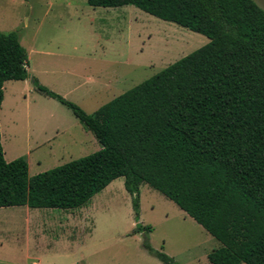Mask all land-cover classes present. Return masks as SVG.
Segmentation results:
<instances>
[{"label": "trees", "instance_id": "obj_1", "mask_svg": "<svg viewBox=\"0 0 264 264\" xmlns=\"http://www.w3.org/2000/svg\"><path fill=\"white\" fill-rule=\"evenodd\" d=\"M133 6L210 43L89 115L34 79L69 108L102 149L39 175L25 157L5 160L0 127V209L73 210L125 179L136 221L140 188L160 192L221 247L211 264H264V12L251 0H87ZM29 57L16 33L0 31L4 86L26 81ZM137 225L135 233H150ZM145 249L162 264H178Z\"/></svg>", "mask_w": 264, "mask_h": 264}, {"label": "rangeland", "instance_id": "obj_2", "mask_svg": "<svg viewBox=\"0 0 264 264\" xmlns=\"http://www.w3.org/2000/svg\"><path fill=\"white\" fill-rule=\"evenodd\" d=\"M0 31L16 33L28 52L29 78L5 83L0 127L5 160L25 157L30 177L102 149L34 79L93 115L210 43L136 7L93 8L87 0H0ZM137 225L152 231L135 233ZM146 240L178 264H211L208 255L221 247L147 185L140 188L137 222L124 178L79 209H0V264H162Z\"/></svg>", "mask_w": 264, "mask_h": 264}, {"label": "water", "instance_id": "obj_3", "mask_svg": "<svg viewBox=\"0 0 264 264\" xmlns=\"http://www.w3.org/2000/svg\"><path fill=\"white\" fill-rule=\"evenodd\" d=\"M262 12H264V0H251Z\"/></svg>", "mask_w": 264, "mask_h": 264}, {"label": "crops", "instance_id": "obj_4", "mask_svg": "<svg viewBox=\"0 0 264 264\" xmlns=\"http://www.w3.org/2000/svg\"><path fill=\"white\" fill-rule=\"evenodd\" d=\"M29 125H30V123H31V121L29 120ZM53 127H55L54 128V130H55V132L56 133H59L60 132V124H59V122H55L54 124H53ZM57 129H59V131H56ZM142 187V186H141ZM71 222H70V220H67V225H66V227H69L71 224H70Z\"/></svg>", "mask_w": 264, "mask_h": 264}, {"label": "bare ground", "instance_id": "obj_5", "mask_svg": "<svg viewBox=\"0 0 264 264\" xmlns=\"http://www.w3.org/2000/svg\"><path fill=\"white\" fill-rule=\"evenodd\" d=\"M4 124V123H3Z\"/></svg>", "mask_w": 264, "mask_h": 264}]
</instances>
